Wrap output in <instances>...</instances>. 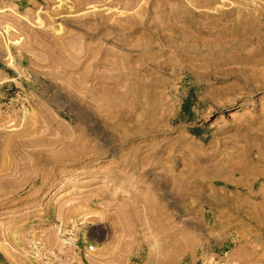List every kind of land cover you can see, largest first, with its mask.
Wrapping results in <instances>:
<instances>
[{"label": "rangeland", "instance_id": "obj_1", "mask_svg": "<svg viewBox=\"0 0 264 264\" xmlns=\"http://www.w3.org/2000/svg\"><path fill=\"white\" fill-rule=\"evenodd\" d=\"M72 1L0 0V264H264V0Z\"/></svg>", "mask_w": 264, "mask_h": 264}, {"label": "bare ground", "instance_id": "obj_2", "mask_svg": "<svg viewBox=\"0 0 264 264\" xmlns=\"http://www.w3.org/2000/svg\"><path fill=\"white\" fill-rule=\"evenodd\" d=\"M89 1L90 0H73L72 1V3H71V5H72V7H74V10H76L77 11V9H79L82 5L84 6V4L85 3H89ZM11 3V2H10ZM33 6V5H32ZM36 12V11H35ZM27 13H28V11H27ZM22 16V15H21ZM35 19H36V16H35ZM1 20V19H0ZM10 22V21H9ZM11 23V22H10ZM12 24V23H11ZM13 26V25H12ZM6 27H8V26H6ZM17 41V40H16ZM12 46V45H11ZM13 47V46H12ZM81 81V80H80ZM118 81V80H117ZM82 83V82H81ZM74 94V93H73ZM78 98V97H77ZM8 140V142H6V144L7 143H9L10 141H9V139H7ZM11 140V139H10ZM14 140V139H13ZM7 146H9V145H7ZM5 147V146H4ZM254 157V156H253ZM230 160V159H229ZM263 195V194H262ZM254 197V196H253ZM264 197V196H263ZM262 201V200H261ZM209 204V203H208ZM207 205V204H206ZM215 213V212H214ZM211 215V214H210ZM238 254V253H237ZM236 262V261H235ZM234 263V262H233Z\"/></svg>", "mask_w": 264, "mask_h": 264}, {"label": "built area", "instance_id": "obj_3", "mask_svg": "<svg viewBox=\"0 0 264 264\" xmlns=\"http://www.w3.org/2000/svg\"><path fill=\"white\" fill-rule=\"evenodd\" d=\"M92 248H93V245H90V246H89V249H92Z\"/></svg>", "mask_w": 264, "mask_h": 264}]
</instances>
